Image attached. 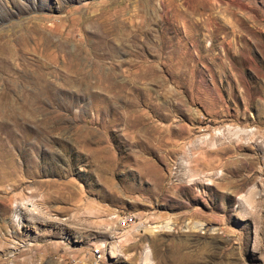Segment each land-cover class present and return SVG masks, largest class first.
<instances>
[{
  "label": "rangeland",
  "instance_id": "rangeland-1",
  "mask_svg": "<svg viewBox=\"0 0 264 264\" xmlns=\"http://www.w3.org/2000/svg\"><path fill=\"white\" fill-rule=\"evenodd\" d=\"M0 264H264V0H0Z\"/></svg>",
  "mask_w": 264,
  "mask_h": 264
},
{
  "label": "built area",
  "instance_id": "built-area-1",
  "mask_svg": "<svg viewBox=\"0 0 264 264\" xmlns=\"http://www.w3.org/2000/svg\"><path fill=\"white\" fill-rule=\"evenodd\" d=\"M129 222H132V219H131V217L130 218H125V220H124V226H126V225H128L129 224ZM94 253H95V255H96V257L98 258V259H101V258H103V256H106L105 254L106 253H102V249L100 248V249H95V251H94Z\"/></svg>",
  "mask_w": 264,
  "mask_h": 264
},
{
  "label": "bare ground",
  "instance_id": "bare-ground-1",
  "mask_svg": "<svg viewBox=\"0 0 264 264\" xmlns=\"http://www.w3.org/2000/svg\"><path fill=\"white\" fill-rule=\"evenodd\" d=\"M208 184H211V183H208Z\"/></svg>",
  "mask_w": 264,
  "mask_h": 264
}]
</instances>
